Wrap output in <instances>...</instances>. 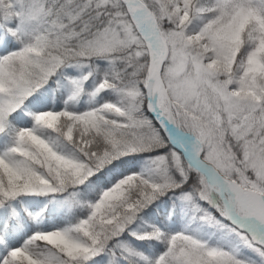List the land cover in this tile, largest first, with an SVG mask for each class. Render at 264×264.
Here are the masks:
<instances>
[{"label": "snow or ice", "instance_id": "6c2138e0", "mask_svg": "<svg viewBox=\"0 0 264 264\" xmlns=\"http://www.w3.org/2000/svg\"><path fill=\"white\" fill-rule=\"evenodd\" d=\"M0 264H264V0H0Z\"/></svg>", "mask_w": 264, "mask_h": 264}]
</instances>
